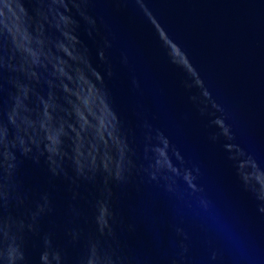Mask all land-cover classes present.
I'll return each mask as SVG.
<instances>
[{
  "label": "water",
  "instance_id": "water-1",
  "mask_svg": "<svg viewBox=\"0 0 264 264\" xmlns=\"http://www.w3.org/2000/svg\"><path fill=\"white\" fill-rule=\"evenodd\" d=\"M0 264H264V0H0Z\"/></svg>",
  "mask_w": 264,
  "mask_h": 264
}]
</instances>
